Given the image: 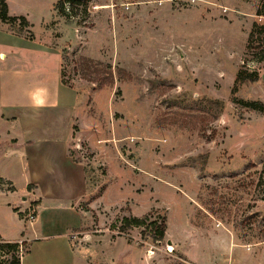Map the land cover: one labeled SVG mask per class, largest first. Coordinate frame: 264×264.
Masks as SVG:
<instances>
[{"label":"rangeland","instance_id":"rangeland-1","mask_svg":"<svg viewBox=\"0 0 264 264\" xmlns=\"http://www.w3.org/2000/svg\"><path fill=\"white\" fill-rule=\"evenodd\" d=\"M5 2L29 26L0 28L53 44L64 84L84 97L93 140L74 136L70 153L86 163L88 202L98 204L88 230L139 246L89 254L105 264H147L145 253L148 264H264V113L239 103H264V61L246 51L260 0H92L81 24V12L59 15L58 0ZM83 59L114 82H92ZM240 70L260 80L237 86ZM132 210L165 220L164 240L121 231ZM20 226L0 205V234L15 239ZM14 255L0 250V264Z\"/></svg>","mask_w":264,"mask_h":264},{"label":"crops","instance_id":"crops-1","mask_svg":"<svg viewBox=\"0 0 264 264\" xmlns=\"http://www.w3.org/2000/svg\"><path fill=\"white\" fill-rule=\"evenodd\" d=\"M42 52L45 61L37 58ZM62 64V52L53 44L40 46L0 28V205L22 225L15 239L0 237L24 243L27 253L20 264H105L98 253L89 254L90 247L139 246L88 230L100 221L92 218L98 204L88 202L87 165L74 159L70 147L74 136L92 144L87 132L92 122L84 97L64 84ZM191 240L195 256L204 257L196 252L198 239Z\"/></svg>","mask_w":264,"mask_h":264},{"label":"trees","instance_id":"trees-1","mask_svg":"<svg viewBox=\"0 0 264 264\" xmlns=\"http://www.w3.org/2000/svg\"><path fill=\"white\" fill-rule=\"evenodd\" d=\"M92 0H58L56 9L62 17L66 19L78 18L81 12L83 14L80 24L87 18L88 9ZM8 6L5 0H0V21L4 24H9L20 20L24 26H29L26 18L24 17H11L8 14ZM256 18L258 21L254 22L248 35L246 51L247 55L251 56L253 60L257 62L264 61V0H260L259 7L256 12ZM80 18V17H79ZM78 18V19H79ZM83 67L88 70L90 80L96 82L99 86H103L105 82H114V75L112 71L105 72L101 71L95 66V64L88 60H82ZM103 73V75H101ZM93 76V78H91ZM260 80L258 72H249L248 70H240L236 76V85H242L245 83L254 84ZM242 106L256 112L264 113V103L253 101V102H239ZM17 212V211H15ZM131 228H145V232L154 234V240L156 243H160L164 240L166 231V222L163 220L159 225L158 219L150 221L147 217L144 218H124L122 220V230L126 232ZM18 243L3 242L0 244V250L5 251L8 254L17 252ZM12 261L3 264H20V258L12 256ZM3 261V260H2Z\"/></svg>","mask_w":264,"mask_h":264},{"label":"built area","instance_id":"built-area-1","mask_svg":"<svg viewBox=\"0 0 264 264\" xmlns=\"http://www.w3.org/2000/svg\"><path fill=\"white\" fill-rule=\"evenodd\" d=\"M30 218H33V215L30 216ZM24 243L22 242H19L18 243V248H17V252H16V255L18 258L22 259L23 256L25 255V252H24Z\"/></svg>","mask_w":264,"mask_h":264}]
</instances>
